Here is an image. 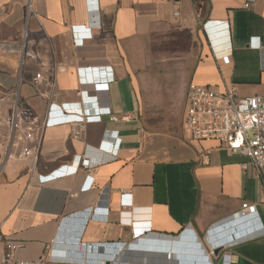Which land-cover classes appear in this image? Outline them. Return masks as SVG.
<instances>
[{"label": "crops", "instance_id": "1", "mask_svg": "<svg viewBox=\"0 0 264 264\" xmlns=\"http://www.w3.org/2000/svg\"><path fill=\"white\" fill-rule=\"evenodd\" d=\"M246 1L0 0V264L8 240L46 264H264V177L184 128L192 82L264 95V0ZM52 102L101 121L76 137L45 127ZM15 112L24 127L39 118L32 141L13 138ZM244 202L258 215L242 217ZM221 226L214 257L188 240ZM142 230L151 244L130 247Z\"/></svg>", "mask_w": 264, "mask_h": 264}, {"label": "built area", "instance_id": "2", "mask_svg": "<svg viewBox=\"0 0 264 264\" xmlns=\"http://www.w3.org/2000/svg\"><path fill=\"white\" fill-rule=\"evenodd\" d=\"M172 1L178 3L179 0ZM255 1L247 0L244 4L245 8H251ZM175 15H179V11ZM80 41L83 43L81 39ZM256 47L262 49L264 44L259 43ZM36 79L39 82L44 77L42 74H38ZM95 85L98 89L108 86V84L100 83H95ZM50 87L54 92V82L50 84ZM111 120L117 122L119 118L112 116ZM38 121L39 118L35 116L29 125L24 127L18 113L12 114L8 118V123L12 128L13 138L22 134V137H19V139L24 141V143L32 141L35 137L33 125ZM98 121H101L100 115L90 116L84 112L66 113L61 107L52 102L49 106L47 117L44 120V126L70 125L76 137L80 134V131L75 129L77 125H85ZM184 128L190 131L193 139L196 141H217L228 152L246 157L248 162L244 165V168L247 170L249 167H253L260 176L264 177V95L240 97L233 86L227 88L225 92H221L212 87L192 82L187 92ZM120 145L121 140L117 148ZM24 152L26 155L33 154V150L28 146H25ZM210 154L211 151H208L206 158H209ZM80 164L81 169H88L90 167V161L86 158H81ZM68 170L69 168L67 169L66 167L65 174H68ZM60 171L53 172L46 179L60 177ZM89 187L91 188L92 184ZM89 187H85L84 189ZM240 213L244 218L257 216V206L244 202ZM144 233V230L137 231L133 236V242L129 246H136V241L140 240V236L144 235ZM83 246L86 247L87 244L83 243ZM19 247V243L13 240L6 242L3 264H46L50 260L48 257H43L37 261L19 260L16 257ZM160 252L165 253L166 260L169 262H172V256L175 258V254L172 251ZM99 264L114 263L108 260H101Z\"/></svg>", "mask_w": 264, "mask_h": 264}, {"label": "water", "instance_id": "3", "mask_svg": "<svg viewBox=\"0 0 264 264\" xmlns=\"http://www.w3.org/2000/svg\"><path fill=\"white\" fill-rule=\"evenodd\" d=\"M91 37H92V35L89 34V33H87V35H85L83 38H81V40H82L83 43H84L85 41L89 40V38H91ZM236 229H237V228H236ZM237 231H239V230H237ZM217 232H218L217 229L213 230L212 233H211V234H212L211 236L216 235ZM242 234H243V233H242ZM185 235H186V234H185ZM191 236H192V238H189L188 240L194 244V247H195L194 249H195V250H197V249L201 250L202 253H203V255L206 256V251L204 250V248H203L202 244L200 243L198 237L194 234V232L191 233ZM153 238H155V237H153ZM162 238H164V236H162ZM177 242H179L177 245L175 244V246L177 247V249H176L177 253L181 250L182 253H183V255H184L185 257H188L189 255L192 254L191 251L184 250V249H185V247H183V246H184V242H188L187 240H184V238H178ZM143 244L145 245V244H151V243H149V241H148L147 238H143V239H140V240L136 241V245H143ZM168 245H171V244H168ZM217 246H218V245H216V246L214 245V246H213L214 254H215V255H218V254L220 253V251L222 250V247H217ZM133 247H134V248H137L136 246H133ZM133 247H132V248H133ZM182 248H183V249H182ZM177 253L174 251L175 258H176V256H177ZM209 259H210V258H209V256L207 255L206 258H205L204 263H205V264H209ZM201 264H202V263H201Z\"/></svg>", "mask_w": 264, "mask_h": 264}, {"label": "rangeland", "instance_id": "4", "mask_svg": "<svg viewBox=\"0 0 264 264\" xmlns=\"http://www.w3.org/2000/svg\"><path fill=\"white\" fill-rule=\"evenodd\" d=\"M222 227H223V226H221V227H219V228L217 229L218 232H217L216 236H218L219 232L223 230ZM211 235H212V234H208L207 236L202 237V238L200 239V242L203 244L204 249H206L207 253H208L211 257H214L215 254H213V248H212V245H211V243H212V239L210 240ZM196 253H197V254H196V255H197V256H196V259L202 261L204 258L202 257L201 252H200V251H197ZM203 261H204V260H203Z\"/></svg>", "mask_w": 264, "mask_h": 264}, {"label": "bare ground", "instance_id": "5", "mask_svg": "<svg viewBox=\"0 0 264 264\" xmlns=\"http://www.w3.org/2000/svg\"><path fill=\"white\" fill-rule=\"evenodd\" d=\"M177 257V256H176ZM174 256H172V260H173Z\"/></svg>", "mask_w": 264, "mask_h": 264}]
</instances>
